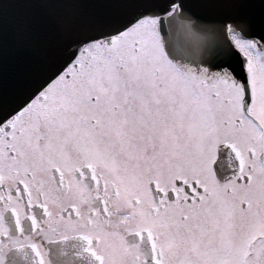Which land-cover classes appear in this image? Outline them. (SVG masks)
I'll list each match as a JSON object with an SVG mask.
<instances>
[{"label": "snow or ice", "instance_id": "obj_1", "mask_svg": "<svg viewBox=\"0 0 264 264\" xmlns=\"http://www.w3.org/2000/svg\"><path fill=\"white\" fill-rule=\"evenodd\" d=\"M0 264H264V0H0Z\"/></svg>", "mask_w": 264, "mask_h": 264}, {"label": "water", "instance_id": "obj_2", "mask_svg": "<svg viewBox=\"0 0 264 264\" xmlns=\"http://www.w3.org/2000/svg\"><path fill=\"white\" fill-rule=\"evenodd\" d=\"M15 14H16V12H15V10H13L12 15H15ZM16 76H17L16 70L15 69H10L9 70V75H8V88H9L10 91L15 89Z\"/></svg>", "mask_w": 264, "mask_h": 264}]
</instances>
